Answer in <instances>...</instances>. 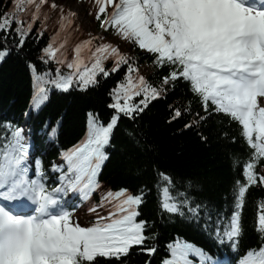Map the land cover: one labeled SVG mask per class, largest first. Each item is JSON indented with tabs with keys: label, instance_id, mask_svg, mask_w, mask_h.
Instances as JSON below:
<instances>
[{
	"label": "snow or ice",
	"instance_id": "snow-or-ice-1",
	"mask_svg": "<svg viewBox=\"0 0 264 264\" xmlns=\"http://www.w3.org/2000/svg\"><path fill=\"white\" fill-rule=\"evenodd\" d=\"M44 3L46 0H14L11 11L0 12V61L10 54L6 47L9 38L19 52L37 23L41 24L37 35H44L46 26L40 20ZM94 4L95 19L104 31L152 56L156 68L169 71L154 86L118 45L94 46V38L77 43L69 59L63 51L68 41L61 39V33L74 14L66 17L60 9V31L39 56L41 63L57 65L54 73H38L35 64H28L33 80L32 109L48 101L50 88L68 92L75 86L86 91L98 84L99 76L108 78L122 68L126 71L110 90L112 114L108 120L89 112L83 138L60 151L59 160L50 162V171L57 174L51 187L42 157L36 153L45 137L49 141L57 137L58 127L48 125L45 134L32 142L23 127L2 126L0 264H99L101 259L120 264L137 247L149 256L157 252L155 242L147 244L157 236L147 235L149 224L140 219L147 193L124 187L106 189L100 177L110 159L108 149L119 121L127 117L134 122L151 102L166 97L169 87L175 88L181 80L202 109L184 127H198L224 115L239 125L251 151L242 165L243 180L234 182L230 215L216 212L213 221L212 210L191 197L190 185L178 187L166 173H159V208L189 222L203 221V228L211 227L219 244L239 256L236 264H264V206L256 225L261 234L259 246L238 252L246 193L258 182L264 184V174H260L264 169L256 170L264 162V0H94ZM57 7L52 4L53 9ZM30 9H34L31 21L25 24L20 17ZM108 61L112 62L110 69L106 68ZM169 111L170 122L191 113L190 107L182 110L174 104ZM128 136L138 146L135 134L129 132ZM70 194L79 203L69 204ZM84 205L92 218L81 222L76 210ZM165 248L161 264H228L179 237Z\"/></svg>",
	"mask_w": 264,
	"mask_h": 264
},
{
	"label": "trees",
	"instance_id": "trees-1",
	"mask_svg": "<svg viewBox=\"0 0 264 264\" xmlns=\"http://www.w3.org/2000/svg\"><path fill=\"white\" fill-rule=\"evenodd\" d=\"M87 1L88 13L93 17L100 36L97 44H114L108 39L118 38L113 32H106L101 28L100 22L95 19L97 8L94 0ZM13 4L14 0H0V12L11 11ZM50 5L46 2L42 6ZM58 6V13L47 15L50 21L59 20L56 30L46 29L40 37L37 32L41 30V24L37 23L19 52L14 47V41L9 38L6 47L10 54L0 61V132L5 123H11L23 127L29 140L35 142L37 137L45 134L48 125L58 127L57 137L51 141L45 137L40 143V151L36 153L42 157L49 187L57 180V174L50 171V162L59 160L60 151L83 138L89 112L98 114L101 120H108L112 114L108 107L112 102L110 90L124 77L126 71V68H122L108 78L99 76L98 84L86 91L75 86L68 92L50 88L48 101L39 109H32L30 102L33 80L28 64H35L37 72L43 73L47 64L41 63L39 56L41 49L60 31V9H63L66 17L70 12L73 13L64 5ZM20 18L25 24L31 21L26 13ZM93 35L81 29L74 14L71 24L61 33V39L68 41L64 54L71 59L74 46ZM118 40L123 42L119 47L120 51L136 62L140 74L154 86H159L161 77L169 69L156 68L152 63V56L144 54L129 42ZM0 44H3L2 40ZM55 65L49 64L53 69ZM111 67L112 62H106V68ZM65 68L62 70L66 71ZM173 104L182 110L190 107L191 113L170 122L169 106ZM201 112L199 102L181 80L176 83L175 88L169 87L166 97L151 102L142 114L137 115L134 122L127 117L119 121L108 149L110 159L104 166L100 179L106 189L124 187L134 193L141 190L147 193L145 203L140 208V219L149 224L147 235L157 236L155 241L149 240L147 244L155 242L158 249L154 255L149 256L141 253L138 247L134 248L130 256L120 261V264H161L166 254L165 245L176 237L202 248L214 259L220 258L228 264H236L239 256L229 247L219 244L213 235V229L203 228V221L199 224L189 222L179 216L164 213L159 208V173H166L176 186L189 188L190 185L191 197L212 210L213 221L216 219V212L223 216L230 215L234 182L243 180L242 165L247 162L251 150L241 136L239 125L224 115H216L198 127H184L185 123L194 119L195 113ZM129 132L134 133L135 139L139 140L138 146L128 136ZM261 169H264V162L257 164V172ZM98 195L92 200L93 204L97 202ZM68 200L69 204L79 203L71 194ZM261 206H264V184L258 182L246 193L242 210L243 234L238 243L239 254L250 247H258L261 242V234L256 231ZM82 208H87V205ZM99 264H117V261L101 259Z\"/></svg>",
	"mask_w": 264,
	"mask_h": 264
},
{
	"label": "rangeland",
	"instance_id": "rangeland-1",
	"mask_svg": "<svg viewBox=\"0 0 264 264\" xmlns=\"http://www.w3.org/2000/svg\"><path fill=\"white\" fill-rule=\"evenodd\" d=\"M46 2H49L51 4L56 3L58 5H64L69 10H71L75 14V17L77 18L78 22L80 23L81 29L84 30L85 32H90L94 34L90 38H94L93 44L94 46L97 45L100 36H99V32H97L94 26L95 24H94L93 17L88 13L89 3L87 0H46ZM33 11L34 9H30L26 13V17L29 20H31ZM58 12H59L58 8L53 9L51 5L41 6L40 20L44 22L47 30L51 29L52 31H54L59 27V20H56L55 22L50 21V18H48L47 16L49 13H58ZM45 16H47L46 20L44 19ZM108 41H111L114 44H117L119 47L123 45V42L118 39L109 38ZM56 67L57 65H55V68ZM55 68L53 69L52 66H49V64H47V68L43 70L42 72L51 70L54 73ZM76 217H78L81 222L91 219V217L89 216L87 212V208L83 209L82 207L76 210Z\"/></svg>",
	"mask_w": 264,
	"mask_h": 264
},
{
	"label": "bare ground",
	"instance_id": "bare-ground-1",
	"mask_svg": "<svg viewBox=\"0 0 264 264\" xmlns=\"http://www.w3.org/2000/svg\"><path fill=\"white\" fill-rule=\"evenodd\" d=\"M78 10V9H77ZM78 13H79V11H78Z\"/></svg>",
	"mask_w": 264,
	"mask_h": 264
}]
</instances>
